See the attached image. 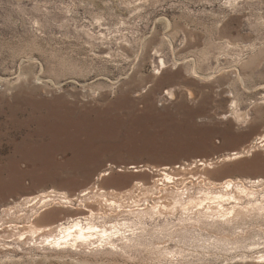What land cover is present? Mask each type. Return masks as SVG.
Returning <instances> with one entry per match:
<instances>
[{
  "label": "rangeland",
  "instance_id": "rangeland-1",
  "mask_svg": "<svg viewBox=\"0 0 264 264\" xmlns=\"http://www.w3.org/2000/svg\"><path fill=\"white\" fill-rule=\"evenodd\" d=\"M263 132L264 0H0V225L25 196L54 187L75 199L94 182L124 192L165 166L176 174L248 149ZM251 153L208 175L264 177V147ZM197 233L213 235L153 223L142 242L189 246ZM256 235L243 244L264 250ZM14 238L0 237V264H145L141 249L125 260ZM237 259L202 264H264Z\"/></svg>",
  "mask_w": 264,
  "mask_h": 264
},
{
  "label": "bare ground",
  "instance_id": "bare-ground-1",
  "mask_svg": "<svg viewBox=\"0 0 264 264\" xmlns=\"http://www.w3.org/2000/svg\"><path fill=\"white\" fill-rule=\"evenodd\" d=\"M166 67V62L161 59L155 69L161 74ZM243 81L239 82L245 87ZM166 93L171 99L175 96L172 88ZM233 113L243 122L250 118L248 111ZM260 147H264V132L248 149L232 151L216 162L199 159V164H190L189 169L182 167V172L176 174L166 171L168 166H165L152 184L135 180L124 192L94 182L73 199V195L65 191L48 188L25 196L20 203L2 210L5 221L0 225V237H15L19 246L29 245L34 240L33 243L54 250L68 246L88 253L103 250L125 260L135 258L130 252L141 249L145 264H196L194 260L202 264L219 257L264 263V250L255 251L261 244H243L256 234L264 235V177L225 176L214 180L208 175L215 164L236 160ZM73 157H76L75 153ZM106 175L109 172H102L96 180ZM62 210L77 213L55 223H42L44 218H52ZM174 217L176 221H169L168 218ZM162 218H166L165 224L158 223ZM153 223L160 234L182 233L185 238L196 228H206L213 235L205 238L197 233L199 238L189 246L145 245L142 239ZM7 230H11L10 235Z\"/></svg>",
  "mask_w": 264,
  "mask_h": 264
}]
</instances>
